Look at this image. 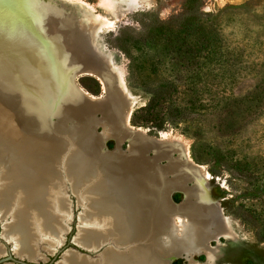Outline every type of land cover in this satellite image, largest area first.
I'll use <instances>...</instances> for the list:
<instances>
[{
    "label": "bare ground",
    "instance_id": "obj_1",
    "mask_svg": "<svg viewBox=\"0 0 264 264\" xmlns=\"http://www.w3.org/2000/svg\"><path fill=\"white\" fill-rule=\"evenodd\" d=\"M3 1L0 207L2 217H10L5 241L34 262L42 256L41 244L53 254L64 243L72 218L62 189L67 174L85 207L75 243L101 254L92 259L69 250L58 264H171L184 256L192 262L199 253L211 264L222 262L213 242L232 230L205 192L201 167L171 156L177 151L188 157L180 139H156L141 128L132 132V108L121 103L127 101L123 88L118 81L107 84L97 66L98 34L89 43L79 38L85 28L72 0ZM85 74L99 78L114 101L84 92L77 78ZM99 113L105 129L97 135ZM110 138L119 147L129 142L131 153L107 151ZM62 158L66 172L60 171ZM192 179L196 187L190 188L186 183ZM175 189L185 195L184 204L173 202ZM5 253L0 244V256Z\"/></svg>",
    "mask_w": 264,
    "mask_h": 264
},
{
    "label": "rangeland",
    "instance_id": "obj_2",
    "mask_svg": "<svg viewBox=\"0 0 264 264\" xmlns=\"http://www.w3.org/2000/svg\"><path fill=\"white\" fill-rule=\"evenodd\" d=\"M72 2V10L85 28L79 38L89 43L95 34L100 36L102 46L96 44L99 55L95 56L98 68L106 69L100 59L110 56L115 60L107 65L117 74L123 88L127 101L121 102L122 107L132 108V132L141 128L148 135L163 122L164 130L150 135L156 139H180L183 147H188L190 160L188 157L185 160L177 151L171 156L201 167L205 192L227 218L232 230L230 237L213 242L224 256L217 264H244L247 260L264 264V0H201V16L194 21L188 38L178 28L176 16L193 8L197 0ZM0 5L6 9L4 1ZM146 13L153 16H145ZM141 22L146 27L150 23H164L170 29L167 36L151 35L144 32ZM171 26L176 30L172 37ZM207 26L217 34L221 49L212 61L203 58L206 54L200 49L205 43L202 30ZM77 83L90 96L114 101L96 76H79ZM155 89H170L171 94L156 110L150 113L139 110L149 103ZM114 105L121 106L119 102ZM96 119L101 126L94 127L93 132L99 135L105 129L104 115L99 113ZM79 122L77 118L71 124ZM106 142L107 147L109 142L113 146L105 148L107 151L120 150L126 155L132 151L129 142H126L127 149L126 145L124 149L119 147L115 139ZM2 157L4 162L6 157ZM60 160V171L66 172V159ZM167 163L163 160L161 164ZM192 180L186 183L190 188L196 187ZM62 189L72 208L65 241L53 254L45 250L46 244H41L42 256L35 262L19 256L14 244L5 241L3 227L10 222V217L3 218L0 207V244L6 249L0 256V264H58L69 250L98 259L101 250L88 251L74 243L85 207L74 193L67 174L63 177ZM179 192L175 189L171 196ZM182 200L183 194L180 202L173 196V202L178 205L185 203L186 199ZM183 262L211 264L202 253L192 262L184 259Z\"/></svg>",
    "mask_w": 264,
    "mask_h": 264
},
{
    "label": "trees",
    "instance_id": "obj_3",
    "mask_svg": "<svg viewBox=\"0 0 264 264\" xmlns=\"http://www.w3.org/2000/svg\"><path fill=\"white\" fill-rule=\"evenodd\" d=\"M200 4H201V0H197V3H196V5L193 6V8H191L189 11H186V12L176 16V18L179 19L178 28H180V30L182 32H184L185 38L191 37V34L193 32V29H194V21L201 16ZM145 16H153V14L146 13ZM142 25H143L144 32H147L148 34H151V35L154 33H161V34H164L165 36H167V31L170 29L164 23H160L159 25H157V24L154 25V24L150 23L148 27L144 26L143 23H142ZM175 31L176 30L171 26V37ZM202 33H203L205 43L200 47V49L202 52H204L206 54V56H204L203 58H206L207 60L212 61V59H216L214 57H215V55H217V53L220 49V46L217 45V43H218V40L216 37L217 34L214 31L210 30L209 26L204 28L202 30ZM196 63L199 66V63L198 62H196ZM170 94H171L170 89L169 90H160V89L153 90V92L151 93V98L149 100V103L145 107L140 108L139 110L145 111L147 113H150L151 111L156 110V108L159 107L160 103L162 101H164V99L169 97ZM147 121H148V119H147ZM163 130H164V124H163V122H160L159 124H157L156 128L150 130L149 133L157 135L158 132L163 131ZM111 145H112V142H109L108 147L110 149L113 148V146H111ZM176 197H177V201L180 202L181 194H175L174 198H176ZM259 239H261L260 236H259ZM200 259L203 260V257H201ZM173 264H184V262H183V260L179 259V260H175L173 262ZM244 264H255V263L252 260H247Z\"/></svg>",
    "mask_w": 264,
    "mask_h": 264
},
{
    "label": "water",
    "instance_id": "obj_4",
    "mask_svg": "<svg viewBox=\"0 0 264 264\" xmlns=\"http://www.w3.org/2000/svg\"><path fill=\"white\" fill-rule=\"evenodd\" d=\"M100 38V36L98 35L95 39H96V41H97V43L96 44H98V45H100V46H102V44H100V42H99V39ZM109 53H110V55H112V57L114 58V56H113V54L110 52V51H108ZM98 54V53H97ZM99 55V54H98ZM111 57H105V58H103L102 59V61L103 62H105L104 63V67L106 68H104L105 70L102 72V76H103V78L105 79V81L107 82V84H112V85H117V74H114L112 71H111V68L107 65V64H109V63H111V62H115V60H111L110 59ZM148 136H151L152 137V135H150V134H148ZM161 136V135H160ZM154 137H156V136H154ZM113 141V140H112ZM114 143H115V147H116V142L114 141ZM123 145H126V149H127V143L126 142H123V144L121 145V148L122 149H124L123 148ZM105 148L106 149H109L108 147H107V144L105 143ZM176 193V192H175ZM179 193H181V194H183L182 192H179ZM173 196H174V194L171 196V198H172V200H173ZM184 198H185V195L183 194V200H184ZM182 200V201H183ZM74 243H75V241H74ZM77 245V244H76ZM179 259H181V260H185V261H188L187 260V258H185V257H177V258H174L172 261H171V264H173V262L175 261V260H179ZM189 263V262H188Z\"/></svg>",
    "mask_w": 264,
    "mask_h": 264
}]
</instances>
